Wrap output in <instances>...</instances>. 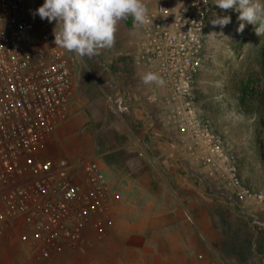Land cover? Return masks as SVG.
Masks as SVG:
<instances>
[{
	"label": "built area",
	"instance_id": "1",
	"mask_svg": "<svg viewBox=\"0 0 264 264\" xmlns=\"http://www.w3.org/2000/svg\"><path fill=\"white\" fill-rule=\"evenodd\" d=\"M145 3L152 23L139 27L136 60L164 80L176 146L192 153L219 196L264 209V191L242 178L238 158L194 103L212 0ZM27 13L28 0H0V227L23 229L19 241H31L42 258L62 249L84 253L89 234L100 236L108 223L113 194L98 161L49 156L66 119L73 68L48 20L36 14L37 35L29 37Z\"/></svg>",
	"mask_w": 264,
	"mask_h": 264
},
{
	"label": "crops",
	"instance_id": "2",
	"mask_svg": "<svg viewBox=\"0 0 264 264\" xmlns=\"http://www.w3.org/2000/svg\"><path fill=\"white\" fill-rule=\"evenodd\" d=\"M40 6L39 0H28L30 38L37 35L35 11ZM125 20L131 31L139 32L131 17ZM124 70H115L113 73L120 76L110 77V94L125 108L111 124L114 130L110 136L115 134L116 143L95 158L118 202L109 201L108 223L100 236H89L92 249L88 259L92 264H231L211 234L217 232L212 224L214 207L229 204L221 196L205 193L204 169L186 147L176 146L165 116V88L155 83L145 85L141 77L148 70L140 64ZM80 77L73 78L70 99L78 93ZM80 79L86 81L83 76ZM219 88L217 82L204 81L200 72L193 90L196 111L233 153L240 152L243 145L256 151V133L233 122L227 113L230 100L219 98ZM244 105L240 99L237 109L250 114ZM241 135L247 143L239 141ZM62 144L63 137L54 133L49 156L70 160L71 154ZM11 231L20 234L23 229L3 225L0 236L4 238ZM16 250H21L20 245L16 244Z\"/></svg>",
	"mask_w": 264,
	"mask_h": 264
},
{
	"label": "rangeland",
	"instance_id": "3",
	"mask_svg": "<svg viewBox=\"0 0 264 264\" xmlns=\"http://www.w3.org/2000/svg\"><path fill=\"white\" fill-rule=\"evenodd\" d=\"M217 16H229L231 22L223 27L211 24ZM238 17L235 9L222 10L212 0L204 33L205 57L201 73L204 81L218 83L220 99L230 100L227 113L233 122L242 128L250 127L256 133V151L243 145L241 151L234 154L242 178L264 191V35H257V25L249 23H245L242 32L238 31L241 23ZM139 37L140 29L134 33L126 20H121L111 49L101 50L91 58H79L63 49L72 64V81L76 75L86 78V81H81V77L77 79L78 93L69 100L66 119L55 132L63 137L62 146L71 154L70 162L97 160L96 154L102 149L115 146V134L110 136V131L114 130L111 124L115 123V116L120 117L122 113L118 112V103L110 94V77L120 76L113 73L115 70L125 71L126 66L139 65L135 59ZM240 99L244 100L250 114L237 109ZM238 139L248 142L244 135ZM203 183L205 193L218 195L208 181ZM116 196L112 197L114 203L118 202ZM225 202L229 205L212 206L216 213L212 224L217 232L211 231V234L221 245V252L228 256L231 264H264V209L254 203L236 204L227 199ZM18 235L11 231L4 238L0 236V264H92L88 259L91 243L84 253L62 249L42 258L34 251L31 241L23 243ZM16 244L21 250H16Z\"/></svg>",
	"mask_w": 264,
	"mask_h": 264
},
{
	"label": "clouds",
	"instance_id": "4",
	"mask_svg": "<svg viewBox=\"0 0 264 264\" xmlns=\"http://www.w3.org/2000/svg\"><path fill=\"white\" fill-rule=\"evenodd\" d=\"M222 10L235 9L241 21L238 31L245 23L257 25V35H264V0H214ZM39 17L55 21L56 47L75 53L79 58H91L101 50L111 49L115 44L118 23L131 17L135 27L152 23L149 8L144 0H44L35 11ZM229 16H217L213 25L226 26ZM145 85H163L164 80L151 71L141 77Z\"/></svg>",
	"mask_w": 264,
	"mask_h": 264
},
{
	"label": "trees",
	"instance_id": "5",
	"mask_svg": "<svg viewBox=\"0 0 264 264\" xmlns=\"http://www.w3.org/2000/svg\"><path fill=\"white\" fill-rule=\"evenodd\" d=\"M244 93H246V90L244 91ZM242 100V99H241Z\"/></svg>",
	"mask_w": 264,
	"mask_h": 264
}]
</instances>
